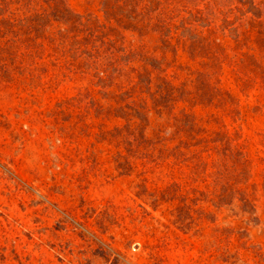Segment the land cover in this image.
<instances>
[{"label":"rangeland","instance_id":"rangeland-1","mask_svg":"<svg viewBox=\"0 0 264 264\" xmlns=\"http://www.w3.org/2000/svg\"><path fill=\"white\" fill-rule=\"evenodd\" d=\"M0 264H264V0H0Z\"/></svg>","mask_w":264,"mask_h":264}]
</instances>
